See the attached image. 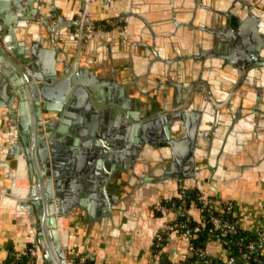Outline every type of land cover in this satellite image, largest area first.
<instances>
[{"label":"crops","instance_id":"obj_1","mask_svg":"<svg viewBox=\"0 0 264 264\" xmlns=\"http://www.w3.org/2000/svg\"><path fill=\"white\" fill-rule=\"evenodd\" d=\"M15 1L21 0H6L9 6ZM43 2L53 5L64 21L73 19L70 0ZM90 18L93 22L121 21L122 28L104 32L126 30V38L106 35L89 47L84 62L99 85L98 93L106 96L114 92L120 100L122 96L128 100V123L135 117L145 121L162 113L159 111L183 109L187 103L190 109L198 110L194 119L202 112V134L197 137L194 161L183 166L184 173L193 170L196 174L194 184L191 180L185 183L187 190L198 189L220 203H232L233 218L249 235L264 231V66L250 70L244 83L245 75L237 65L243 63L242 53L249 46L260 49L264 62V0H110L107 5H94ZM67 29L73 30L68 25ZM232 30L240 31V41L230 59L226 56L228 42L221 38ZM36 43V54L45 61H59L73 48L66 33L40 35ZM201 74L208 92L203 82L192 90L197 95L190 97L184 87ZM238 80L241 82L237 86ZM100 124L93 125L94 133L103 135L112 129L113 140L108 134L101 140L106 158L113 153L118 166L129 164L133 150L125 146L130 140L126 139L124 123L110 116ZM6 136L5 129L0 128V264H6L16 253H24L31 244L41 249L39 238L50 244L52 263L60 264L43 220L33 225L16 200L4 194L8 186L3 151ZM159 146L161 149L148 144L136 174L123 168L117 171L119 182L110 194L117 202L109 203L111 213L91 217L82 203L72 207V220L61 217L67 253L91 254L95 264H158L160 260L184 264L195 256L190 240L179 231L170 233L158 253L154 250L164 216L153 205L166 197L176 199L179 194L174 180H156L164 172L163 159L170 152L162 143ZM76 147L75 153L67 150V155H74L79 164L88 156V147L81 143ZM61 163V168L69 165L67 161ZM36 168L37 176L38 163ZM86 195L80 191L78 199L84 200ZM193 212L199 215L196 208ZM167 215V221L176 218V214ZM205 248L209 257L224 262L231 255L218 240L207 241ZM38 264H49L43 250Z\"/></svg>","mask_w":264,"mask_h":264},{"label":"water","instance_id":"obj_2","mask_svg":"<svg viewBox=\"0 0 264 264\" xmlns=\"http://www.w3.org/2000/svg\"><path fill=\"white\" fill-rule=\"evenodd\" d=\"M43 1L21 0L9 6L6 0H0V128L5 129L7 134L3 151L8 186L4 194L12 197L9 193L13 180L24 160L33 185L32 197L28 200L12 198L28 213L33 225L40 218L43 220L45 232L54 243L60 264H66L65 249L52 226L55 217L72 220V207L82 203L91 217L111 213L109 203L117 202L110 195L113 185L119 182L117 171L123 168L136 174L135 169L141 166L148 144L159 148L162 143L170 151L169 156L163 159L164 172L157 175L159 178L156 180L171 179L178 186L184 184L185 189L189 188L185 183L190 180L196 182L195 171L184 173L183 166L194 161L197 134H202L198 131L202 112L194 119L193 115L198 110L193 111L187 103L183 109L156 114L145 121L135 117L132 123H128V100L123 96L120 100L114 92L106 96L99 94L94 74L84 62L94 40L106 35L126 38V30L87 34L83 29L84 23L77 25V18L81 15L91 17L94 5H107L110 1L70 0L75 14L68 21H64L53 5L46 6ZM52 17L57 20L51 22ZM67 25L73 30L69 31ZM64 31L73 44L71 52L59 57V61H45L36 54V42L40 35L48 37L56 33L65 34ZM224 34L225 38L221 40L228 42V49L234 54L240 41V31ZM259 50L249 46L242 53L246 63H250L248 69L264 66V62L258 60ZM244 64V61L237 64L242 71ZM197 79L187 83L190 97L197 95L192 91ZM110 116L124 123L123 128L128 129L126 139L132 141L125 145L133 150L132 158L129 164L122 167L116 164L115 154L106 158V148L101 143L102 137H107V134L113 140L110 136L112 129L105 130L103 135L93 130L96 122L102 124L103 119L106 122ZM128 117H131L130 113ZM183 127L185 133L182 135ZM150 133H155L156 140L148 137ZM79 143L88 147L85 152L88 156L77 164L74 155L68 157L67 150L75 153ZM0 146L3 145L0 143ZM66 161L69 165L64 164ZM37 163L39 173L36 176ZM60 163L64 164V168ZM80 191L87 193L86 199H78ZM96 199L102 204H96ZM102 205L105 206L103 209ZM163 216L162 224L168 220L167 214ZM39 240L45 259L53 264L50 244L43 243L41 238Z\"/></svg>","mask_w":264,"mask_h":264},{"label":"built area","instance_id":"obj_3","mask_svg":"<svg viewBox=\"0 0 264 264\" xmlns=\"http://www.w3.org/2000/svg\"><path fill=\"white\" fill-rule=\"evenodd\" d=\"M82 23H84L83 29L87 34H93L97 31H103L105 29L123 27L121 21L119 20L106 19L101 22H93L89 16L81 15L79 18H77V25H80ZM44 121L48 120L45 119ZM32 191L33 186L29 180L25 162L24 160H22L20 171L14 177L13 185L9 194L14 198L28 200L32 197ZM186 191L187 189L180 188L178 197L176 199H161L156 201L153 205L154 210L160 214H176V218L174 220L166 221L162 224L154 244V250L156 253H158L170 233H172L173 231H179L190 240L194 255H197L199 258L204 259L206 264H208L209 255L206 251L205 246L195 241L197 236L203 231V226L200 223H192L191 215L194 207L192 208L188 205ZM196 199L198 203V208L196 209L200 216H203V213L207 214L204 217L206 221L212 225L211 231L225 230L229 234L237 233L239 229L238 225L235 222H232L229 219L223 218L221 216V213H233L234 205L232 203H220L215 196L204 194L202 192L197 193ZM219 210H221V213H218ZM61 242L66 252V264H93L92 262H94V257L91 254L74 255L67 253L66 234L64 240L62 239ZM263 245L264 231H261L259 233L258 241L249 240L247 241V243H243V241L240 242V247L238 248L239 258L248 263L257 260V258L252 255V252L255 249L263 247ZM41 254L42 250L37 245L31 244L26 248V251L24 253H16L13 255V263L38 264V259ZM235 259V253L231 252L227 263L231 264L235 261ZM158 264L176 263L168 260H160Z\"/></svg>","mask_w":264,"mask_h":264},{"label":"trees","instance_id":"obj_4","mask_svg":"<svg viewBox=\"0 0 264 264\" xmlns=\"http://www.w3.org/2000/svg\"><path fill=\"white\" fill-rule=\"evenodd\" d=\"M200 191L198 189H189L186 191V198L188 199V205L190 207L198 208L197 203V193ZM193 208V209H194ZM218 213H221V210L218 211ZM207 214L203 213V216L196 215L194 212H192V223L194 224H201L203 226V231L197 236L195 241L203 246L207 243L209 240H218L224 244L231 252L235 253L236 259L231 264H264V245L263 247L259 249H255L252 252V255L257 258V260L248 263L243 261L241 258H239L238 255V248L240 247V242L243 241V243H247L249 240L258 241L259 234L258 235H249L247 232H245L243 229L239 227V225L236 223L235 219L233 218V213L227 214V213H221V216L223 218L229 219L232 222H235L239 229L237 233L235 234H229L225 230H218V231H211L212 225L208 223L204 216ZM95 264V262H92ZM6 264H14L13 258H9L6 261ZM177 264V263H176ZM184 264H206L204 259L199 258L197 255H195L193 258H191L187 263ZM208 264H229L227 261H222L218 259H213L209 257Z\"/></svg>","mask_w":264,"mask_h":264},{"label":"flooded vegetation","instance_id":"obj_5","mask_svg":"<svg viewBox=\"0 0 264 264\" xmlns=\"http://www.w3.org/2000/svg\"><path fill=\"white\" fill-rule=\"evenodd\" d=\"M233 31V30H232ZM232 31H227V32H232ZM237 52H235L234 54H232L231 52H230V49L229 50H227V52H226V56L227 57H229L230 59H233L234 58V55L236 54ZM244 60V62H245V64L243 65V71L244 70H246L245 71V73H244V83H246L245 81L247 80V79H249V74H250V70L252 71L253 69H255V67L254 68H247V67H249V65H250V63H246L247 61H246V57L245 58H243ZM258 60H260L261 61V59H260V56L258 57ZM205 68V67H204ZM257 68V67H256ZM248 77V78H247ZM198 78V79H197ZM197 78H195V79H197L198 81L196 82V84H195V86H194V90H197L199 87H200V83H203V82H206V80L204 79V77H203V75L201 74V75H199ZM239 80H241V79H239ZM238 80V82L236 83L237 84V86L239 85V83L241 82V81H239ZM235 84V85H236ZM245 86H247L246 84H245ZM187 87V84L185 85V87L184 88H186ZM205 87H206V92H208V88H209V86H208V83L206 82V84H205ZM183 98V97H182ZM176 107H178V105L176 106ZM178 110V109H177ZM177 110H174V111H177ZM159 112H162V113H159V114H164V113H168V112H166V111H159ZM171 112H173V111H171ZM198 131H200L199 130V126H198ZM182 135L185 133L184 132V127L182 128ZM180 135V134H179ZM182 135H180V136H182ZM200 135V133L199 134H197V136H199ZM153 139L154 140H156V138H155V133H154V137H153ZM184 187V184H180L179 185V190H180V188H183Z\"/></svg>","mask_w":264,"mask_h":264},{"label":"bare ground","instance_id":"obj_6","mask_svg":"<svg viewBox=\"0 0 264 264\" xmlns=\"http://www.w3.org/2000/svg\"><path fill=\"white\" fill-rule=\"evenodd\" d=\"M63 218L60 217H55V221L53 223V228L55 229V232L58 234V237H60V239L64 240L65 238V234H66V230H65V225H64V220H62Z\"/></svg>","mask_w":264,"mask_h":264}]
</instances>
